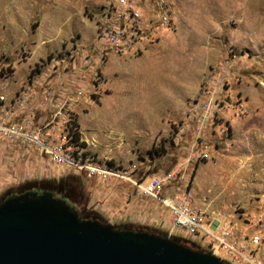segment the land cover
<instances>
[{"label": "rangeland", "instance_id": "374dc122", "mask_svg": "<svg viewBox=\"0 0 264 264\" xmlns=\"http://www.w3.org/2000/svg\"><path fill=\"white\" fill-rule=\"evenodd\" d=\"M143 1L140 21L127 22L136 42L117 52L99 36L116 0H0V93L43 81L69 63L77 89L72 117L87 154L138 175L175 171L172 187L206 214V223L220 221L218 232L229 243L262 257L264 0ZM2 151L0 201L16 190L19 177L32 175L63 185L82 218L108 223L92 205L105 202L111 186L105 191L104 182L98 186L46 159L31 166L11 154L2 161ZM150 201L161 213L158 201ZM163 211L151 226L115 228L213 252L207 237L175 227L169 208ZM217 255L248 264L240 255Z\"/></svg>", "mask_w": 264, "mask_h": 264}, {"label": "built area", "instance_id": "2783aa9c", "mask_svg": "<svg viewBox=\"0 0 264 264\" xmlns=\"http://www.w3.org/2000/svg\"><path fill=\"white\" fill-rule=\"evenodd\" d=\"M143 2L146 4L143 0H116V3L108 7L104 13L105 21L99 30L102 44L123 52L136 42L134 32L127 28V22L140 21L142 15L139 8ZM161 16L167 20L164 14ZM54 68L55 72L43 81L36 80L23 85L14 93H0L2 161L11 154L23 157L25 163L31 166L46 159L56 166L67 167L74 175H83L92 181L106 183L114 180L128 184L141 195L157 199L168 207L175 227L184 228L202 238L207 237V244L216 254L224 251L228 258L240 255L248 264H264V256L252 253L244 255L223 234H219L220 221L206 223V214L195 211L184 196L175 191L171 185L177 177L175 171L154 176H149L145 171L138 175L136 169L127 171L108 161H101L95 155L87 154L80 139L73 136L76 121L72 117V95L77 89L72 86L70 65L66 62L59 68ZM1 74L4 75V71ZM20 149L22 155L17 152ZM17 180L16 186H19L39 179L31 175ZM92 206L101 213L104 202L98 201ZM259 243L260 238L255 237L253 244L257 246Z\"/></svg>", "mask_w": 264, "mask_h": 264}, {"label": "water", "instance_id": "95a60500", "mask_svg": "<svg viewBox=\"0 0 264 264\" xmlns=\"http://www.w3.org/2000/svg\"><path fill=\"white\" fill-rule=\"evenodd\" d=\"M0 264H228L151 231L84 219L52 191L0 201Z\"/></svg>", "mask_w": 264, "mask_h": 264}, {"label": "crops", "instance_id": "0c3cea01", "mask_svg": "<svg viewBox=\"0 0 264 264\" xmlns=\"http://www.w3.org/2000/svg\"><path fill=\"white\" fill-rule=\"evenodd\" d=\"M93 182L97 183L98 186L99 184H101V182L99 181ZM102 186L105 191H107V189L111 186V190L108 191V195L105 196L106 198H108L104 202L102 212L100 213L102 215V218L106 222H110L114 225H116L115 223H124L125 225L129 223L135 225L137 224L151 226L154 222H160L161 215L165 213V211L163 210L166 208V206H164L157 199H155L158 201L159 206L162 209V212L160 213L158 208L150 206L149 202H151L150 200H153L154 198L141 195L140 193L136 192L132 186L128 184L112 180L103 183ZM115 187L118 190H116ZM6 192L7 191L3 192L2 196L5 195ZM142 197H148L149 199L145 201V199H142ZM169 212L171 216L170 209Z\"/></svg>", "mask_w": 264, "mask_h": 264}, {"label": "trees", "instance_id": "16d2710c", "mask_svg": "<svg viewBox=\"0 0 264 264\" xmlns=\"http://www.w3.org/2000/svg\"><path fill=\"white\" fill-rule=\"evenodd\" d=\"M75 125L76 124L74 123L73 128H74L75 132L73 133V136L75 138H79L80 134L78 133L77 129L75 128ZM75 176H77V175H75ZM54 181L55 180H53V181H51V180H48V181H45V180H31V181H27L25 183L20 184L18 187L15 188L16 190L15 191L13 190V191L15 193H19V192L22 193V192H25V191L34 190L35 188L41 189L42 191H45V190H48V189H53L54 191H56L57 194H59L60 196L66 197L68 199V196H69L68 193L69 192L67 191V189L63 185H59L57 182L54 183ZM22 189H23V191H20ZM10 190L11 189L7 190L6 193L8 194ZM14 192L11 191V194H9V195L15 194ZM9 195H6V197H8ZM94 213L99 218H102V215L98 211H96ZM87 219H94V217L93 218H87Z\"/></svg>", "mask_w": 264, "mask_h": 264}, {"label": "flooded vegetation", "instance_id": "af4514ba", "mask_svg": "<svg viewBox=\"0 0 264 264\" xmlns=\"http://www.w3.org/2000/svg\"><path fill=\"white\" fill-rule=\"evenodd\" d=\"M34 190L42 191L41 189H38V188H35ZM48 191L55 192L56 195H59V194H57L56 191H54L53 189H48ZM59 197H61V198L65 199V200H67L66 197H62V196H60V195H59Z\"/></svg>", "mask_w": 264, "mask_h": 264}]
</instances>
